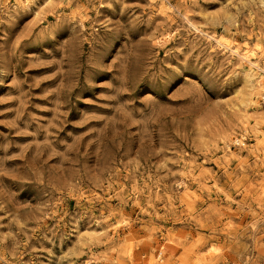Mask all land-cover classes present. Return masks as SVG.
Segmentation results:
<instances>
[{
    "label": "rangeland",
    "instance_id": "obj_1",
    "mask_svg": "<svg viewBox=\"0 0 264 264\" xmlns=\"http://www.w3.org/2000/svg\"><path fill=\"white\" fill-rule=\"evenodd\" d=\"M0 264H264V0H0Z\"/></svg>",
    "mask_w": 264,
    "mask_h": 264
}]
</instances>
